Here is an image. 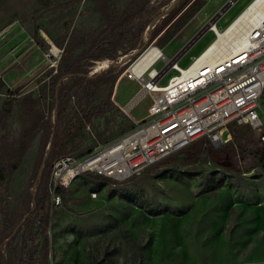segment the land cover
<instances>
[{
	"label": "rangeland",
	"instance_id": "374dc122",
	"mask_svg": "<svg viewBox=\"0 0 264 264\" xmlns=\"http://www.w3.org/2000/svg\"><path fill=\"white\" fill-rule=\"evenodd\" d=\"M115 1L123 5L128 0ZM173 1L160 16L169 12ZM214 1L206 0L164 47L169 57L181 59L182 66L215 41L211 25L225 29L252 0L222 5ZM77 2L0 0V109L13 91L26 93L37 87L38 78L55 60L47 53L53 45L59 47L55 39L65 22L99 23L98 15L86 9L87 2ZM150 36L116 64L117 69L124 66L116 100L123 107L130 105L125 111L134 120L122 112L133 121L145 118L154 101L153 94L136 99L142 85L129 77L140 50L151 42L157 45V38ZM109 64L96 63L91 74L109 69ZM173 73L164 69L162 84ZM261 104L264 109V95ZM229 133L222 145L199 139L123 182L92 172L76 176L67 185L65 199L50 211L52 264H264V165L256 157L264 145L259 131L248 126L232 124L224 138ZM89 135L88 147L75 153L77 158L104 143L93 128ZM36 153L37 141L13 180L15 186L22 180L32 184ZM101 180L107 182L103 189L98 188ZM34 184L28 192L31 201ZM112 190L120 193L110 195ZM163 207L169 211H152ZM105 250L114 253L107 258Z\"/></svg>",
	"mask_w": 264,
	"mask_h": 264
},
{
	"label": "trees",
	"instance_id": "16d2710c",
	"mask_svg": "<svg viewBox=\"0 0 264 264\" xmlns=\"http://www.w3.org/2000/svg\"><path fill=\"white\" fill-rule=\"evenodd\" d=\"M85 2L88 12L98 15L99 23L88 26L78 21L71 26L65 22L55 39L63 49L57 67L47 68L35 89L13 91L0 109V264H52L50 211L56 205L50 186L55 164L66 155L82 153L90 143L92 128L105 143L134 126L112 98L124 70L116 64L123 55L138 50L148 33L164 48L206 4V0H178L150 28L171 0H128L123 5L115 0ZM98 62L112 65L91 74ZM36 141L32 184L22 180L15 186L13 180ZM256 157L264 165V146L256 150ZM33 184L36 190L31 201L28 192ZM106 185L101 180L98 188ZM55 192L65 199L68 190L58 186ZM117 193L112 190L109 194ZM152 211L161 214L169 207ZM113 253L104 251L107 258Z\"/></svg>",
	"mask_w": 264,
	"mask_h": 264
},
{
	"label": "built area",
	"instance_id": "2783aa9c",
	"mask_svg": "<svg viewBox=\"0 0 264 264\" xmlns=\"http://www.w3.org/2000/svg\"><path fill=\"white\" fill-rule=\"evenodd\" d=\"M252 17L243 18L228 33L230 26L219 29L211 25L215 42L193 56L187 66H182L175 55L169 57L154 42L140 50L139 56L149 49L158 51L157 59L143 76L129 70V77L142 85L136 99L154 95L147 116L84 157H62L53 170V203L61 202L55 188L67 187L83 172L123 182L199 139L216 145L228 142L231 134L224 138V132L232 124L259 131L264 145V13L257 20ZM223 31L226 34L220 38L219 32ZM62 52L55 45L49 49L47 57L55 59L51 67H57ZM159 62L163 63L161 68H157ZM166 68L174 73L162 84ZM70 170L76 172L68 181L64 175ZM91 195L96 198L97 192Z\"/></svg>",
	"mask_w": 264,
	"mask_h": 264
},
{
	"label": "bare ground",
	"instance_id": "6f19581e",
	"mask_svg": "<svg viewBox=\"0 0 264 264\" xmlns=\"http://www.w3.org/2000/svg\"><path fill=\"white\" fill-rule=\"evenodd\" d=\"M264 13V0H252L245 8L244 10L233 20L231 24H229L230 29L226 33L230 32L231 29L235 28L236 25L244 18L246 17H252V20H257L262 14ZM243 19V20H244ZM223 32H219L220 38L224 37L226 34ZM238 38H242V34L238 36ZM215 42V41H214ZM205 54V53H204ZM158 57V51L156 49H149L142 53L140 57L137 59V61L130 67V70L133 75H136L138 77L143 76L144 72L150 68L155 60ZM120 87V86H119ZM80 168H83L81 166ZM76 170L68 171L65 173V178H69L75 176Z\"/></svg>",
	"mask_w": 264,
	"mask_h": 264
},
{
	"label": "crops",
	"instance_id": "0c3cea01",
	"mask_svg": "<svg viewBox=\"0 0 264 264\" xmlns=\"http://www.w3.org/2000/svg\"><path fill=\"white\" fill-rule=\"evenodd\" d=\"M228 1H229V0H215L214 3H215L216 5H222V4L227 3ZM192 18H193V17H192ZM192 18H191V19H192ZM191 19H190V20H191ZM188 22H189V21H188ZM214 35H215V34H214ZM209 44H210V43H209ZM209 44H208V45H209ZM208 45H207V46H208ZM207 46H206V47H207ZM206 47H204L203 50H205ZM163 49H164V48H163ZM203 50H202L201 52H203ZM201 52H200V53H201ZM200 53H199V54H200ZM199 54H198V55H199ZM198 55H196V56H198ZM192 57H193V56H192ZM122 77H123V76H122ZM122 77L119 78V80H118V82H117V84H116V87H115V90H114V93H113V97H112V98H113V101L115 102V104H116V105H117L122 111H124L125 113H127V114L133 119V117L131 116V114H130L129 112H126V111H127V108H129L130 105H128L127 108H126V107H123V106L119 105V103H118L117 100H116V88H117V86H118L120 80L122 79ZM125 110H126V111H125ZM133 120H134V119H133Z\"/></svg>",
	"mask_w": 264,
	"mask_h": 264
},
{
	"label": "water",
	"instance_id": "95a60500",
	"mask_svg": "<svg viewBox=\"0 0 264 264\" xmlns=\"http://www.w3.org/2000/svg\"><path fill=\"white\" fill-rule=\"evenodd\" d=\"M235 0H229L227 3H229V4H231L232 2H234ZM178 2V0H174L173 1V3L171 4V6H170V8H169V11L171 10V9H173L174 8V6L176 5V3ZM160 17V15L156 18V19H154V21H152V23L150 24V28L152 27V25H153V23L154 22H156L157 21V19ZM146 43H148V42H146ZM109 65H112V64H109ZM46 157V156H45ZM43 164H44V162H43ZM43 166V165H42ZM42 169V168H41ZM40 172H41V170H40ZM40 172H39V175H40ZM27 216V215H26ZM25 216V217H26Z\"/></svg>",
	"mask_w": 264,
	"mask_h": 264
}]
</instances>
